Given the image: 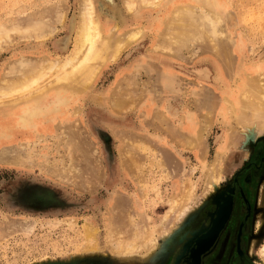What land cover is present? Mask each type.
<instances>
[{"label": "rangeland", "instance_id": "obj_1", "mask_svg": "<svg viewBox=\"0 0 264 264\" xmlns=\"http://www.w3.org/2000/svg\"><path fill=\"white\" fill-rule=\"evenodd\" d=\"M180 1L154 0L155 6L136 2L128 11L124 0H94L104 29L109 31L116 18L120 33L140 28L139 38L107 60L92 85L55 114L25 125L18 124L19 113L11 118L0 115V122L14 126L11 133L0 134V264H188L183 246L201 222L208 223L215 204L213 192L203 198L199 152L182 146L187 131L181 125L192 122L200 128L211 119L202 133L207 165L224 126L233 125L223 119L219 108L223 97L237 90L236 72L244 68L243 75H264V0H191L197 40L157 51V36L171 6ZM80 2L0 0V92L9 79L35 72L33 65L61 63L72 54ZM216 43L232 55L233 69L221 66L223 54L213 50ZM251 67L256 71L250 72ZM49 74L44 82L51 80ZM18 96L0 95L1 107ZM120 98L125 101L123 108L110 105ZM177 136L181 145L174 140ZM242 147L231 152L232 165L226 166L217 186V191L224 190L237 175L240 213L202 256L201 264L264 261L258 251L264 243V137L249 139L247 149ZM134 155L142 165L139 172L126 164L125 159ZM182 180L194 183L198 198L174 225L168 201ZM241 190L252 207L249 216ZM240 220L245 223L242 255L236 251ZM138 224L155 241L121 261L110 234L127 226L130 235ZM164 224L172 228L163 237ZM87 228L91 237L84 231Z\"/></svg>", "mask_w": 264, "mask_h": 264}, {"label": "bare ground", "instance_id": "obj_2", "mask_svg": "<svg viewBox=\"0 0 264 264\" xmlns=\"http://www.w3.org/2000/svg\"><path fill=\"white\" fill-rule=\"evenodd\" d=\"M79 1H81L80 4L82 5V8H81L82 10L79 12L80 18H79L78 25L76 27V35H75L72 54L67 59H64L61 63H59V62L54 63L53 62L51 65H48V64L46 66L42 65V67L41 66L35 67L33 65L34 68H37V70L35 72L30 73V75H28V76H24L22 74L21 77H16V78L14 77L15 79H12V80L9 79L11 82L10 83L7 81L9 85H7L6 80H5L4 86L7 85L8 87H5L6 89H4L2 92H0V95L4 96L6 98L7 97H14L17 94H20V96L13 98V100H12V98L9 101L6 100L7 103L4 101L3 104L6 103V107L2 106L3 108L1 107V104H2L1 101H3V100H1V98L3 99V97H0V100H1L0 101V115H4L5 117L11 118V115L19 113L18 124H24L25 125L28 123L32 124L33 122L36 121V119H40L44 115H48V114L50 115V114L54 113L55 111H57L59 109L60 106H62V104H67V102L71 100V97H73V95H82L86 91V89H88L92 85L95 77L97 76L99 70L104 65V63L107 60L115 59L122 49H124L126 46H128L132 41L138 39L139 35L142 33V30L140 28H131V29H127V30L120 33L119 28H118L119 27V24H118L119 19L116 20V18H115L116 16L113 17V19L115 18V20H113V22H112L113 28L111 27L109 29V31H107L106 29H104V27L100 21L101 20L100 19V13H99V11H97L95 9L94 0H79ZM100 1L102 2V0H100ZM153 1L154 0H124L123 3L125 4L124 6L126 7V9L128 11H130L132 6H134L136 2H138V4H140V6H145L147 4L149 6L150 5L151 6L157 5V3L154 4L155 2L153 3ZM193 8H195V6H194L193 1H191V0H183L182 2L181 1L175 2L171 6L170 16L166 19V21L164 23V28L161 31V33L157 36V40L155 42L156 43L155 45L157 47L155 49H157V51L161 50V51L165 52L164 47L169 49L170 47L172 48L176 44H183V43L187 44L188 42H189V44H191L190 41L193 42V40L195 38L197 40V36H196L197 32L193 33V31H195V29L193 30V27H192L193 21H194V19H193L194 16L192 13ZM79 9H80V7H79ZM196 24L198 25V23H196ZM195 27H197V26H195ZM199 30L200 29L198 28V31ZM200 31H202V30H200ZM3 36H5V35L3 34ZM204 37H207V36L204 35ZM199 39H200V37H199ZM203 40H204V38H203ZM224 44L226 46V43H224ZM155 45H153L151 48H154ZM207 45H209V43H207ZM212 45H213V43H212ZM186 46H188V45H186ZM219 46L220 45L217 44V46H215V47L211 46L208 48L212 49V47H213V50L215 48H216L215 50H217V48H218L216 53H218L219 56L223 54L222 60L217 55H215V56H217V59L219 61L221 60V62H222L221 66L223 68H226V69L227 68L230 70L233 69V67H234L233 60L234 59H232V55H229L230 53L227 52L225 47L223 48L222 45H221V47H219ZM179 48H181V47H179ZM168 49H166V51H167L166 54H169ZM229 49H230V47H229ZM213 54H215V53H213ZM44 60L46 61V59H44ZM263 69L264 68H261V71ZM33 70H35V69H32L31 71H33ZM248 70L250 72L256 71L252 67H251V69H248ZM223 71H224V69H223ZM49 72L52 73L51 74L52 78L49 82L47 81L48 83L45 81L46 84H44L45 82L43 81V79L47 73L49 74ZM228 74L230 75L231 72L230 73L228 72ZM243 74H244V68H242L241 70L238 69V71L235 74L236 78H237L236 80H238L237 84L235 85L237 90H235L234 92H232V94H229L228 96H224L222 101H221L222 103H221V106L219 108V113L223 117L224 120H227V122H229L231 120L233 122V125H230V124H232V123H230L228 126H224L226 128L223 129L222 132L220 133V135L217 137L216 148H215V151H214L213 156H212L213 158L207 165H204V159H203L204 155H205L204 149L207 147L204 146L206 143L204 145H202V143H203L202 142L203 141L202 133H203V131L207 130L206 127H209L211 125V124L206 125V123H209V121L211 120L210 117L208 118L210 120L207 119L208 122L204 121L205 122L204 127L202 126L200 128H197L196 125L192 122H190L189 124H184V125L182 124L181 125V128L184 127L185 131H187V132H185V135L182 132L180 133V136L183 134L182 136L184 137L185 143H183L181 140H179V138H178L179 136L176 137L178 139L174 138V140H176V142L179 145L184 144V145H182L183 147L187 146V147L193 148L194 150H197L199 152L197 155H198V160L202 163V172H201L202 181L201 182H202L203 189L202 188L201 189L203 190V198L204 197L206 198L207 195H209V193L213 192V203L215 204L213 212L208 214L209 215L208 223L206 225H203V222H201L202 224H200L199 227L192 232V238H190L188 240L187 244L183 248V256H185V259H186L188 264H201L202 263L201 262L202 255H204L205 252L207 250H209V248L212 245H214V243L218 239L220 233L223 231V229L226 228L227 224L232 219L233 214L235 215L236 218L238 217L239 209L237 207H239L240 205H238V203L236 201V192H235V182L237 180V175H235L231 179L230 184L228 186H226V188L224 190L217 191V186H218L219 180L223 177L222 174L225 172L226 166L232 162L233 156H232L231 152L233 151V149L234 150L239 149L242 146H243L242 148H244L245 144L247 145L249 139L255 140L257 138H261V137L263 138L264 137V75L258 74V73L256 75L250 74V73H247L245 75H243ZM0 91H1V86H0ZM69 93H72V95H69ZM224 94H226V93H224ZM127 96H129V95H127ZM211 98H212V96H211ZM116 99H118V98H116ZM48 100L51 101V104L46 103ZM128 102H132V101H129V98H128ZM216 102H217V100H216ZM21 103L23 105L22 111L19 109V107L22 106ZM212 104H214V106L212 105L213 108H211L210 111L213 112L214 107H215V103L213 102ZM110 105L111 106L113 105L116 108L121 109V108H123V105H125V101H124V99L121 100V98H120L119 101L118 100L112 101V104H110ZM207 106H209V105L207 104ZM115 107H114V109L117 110ZM60 113H61V111H60ZM73 113H75V112H73ZM205 113L206 112H204V114ZM206 115H207V113H206ZM210 123H211V121H210ZM13 129H14V126L11 124V122L10 123L0 122V134L11 133L13 131ZM33 129H34V127H33ZM204 139H205V137H204ZM178 140H179V142H178ZM133 146H135V145H133ZM143 146L144 145H142V147ZM131 147H132V145H131ZM124 148H125V146H124ZM244 149H247V147H245ZM142 150H144V149L142 148ZM133 152H134V150H133ZM241 154H242V152H241ZM135 158H136V156L131 157V158L127 157L125 159L126 164L129 166L128 169L129 168H130V170L134 169L135 172H139V170H141V169H139V167H141L142 165H139L137 162L138 158H136V159ZM139 163H141V161ZM231 165H232V163H231ZM137 169H139V170L137 171ZM131 171L134 172L133 170H131ZM173 171H174V168H173ZM132 172H130V173H132ZM61 174H63V172ZM68 174L69 173H67V175ZM70 174H71V172H70ZM139 174L141 175V173H139ZM138 175H136V176H138ZM193 185H194V183L191 185L188 182H186V180L185 181L182 180V182L179 184V188L177 189L176 194L172 197V199L171 198L169 199L170 201H168V202L169 203L171 202L168 205L169 206L168 210L170 211L169 213L170 214L173 213L175 216V218H174V216H171L172 214L171 215L169 214L172 218L175 219V220H173L171 218L172 219L171 221L172 222L174 221L173 224L176 223L175 222L176 219L182 220L180 217L185 215L184 213L187 212L186 210H189L190 203L192 205V202L194 201L193 199L195 197H197V195L194 196L195 194L193 193L194 192ZM200 194H201V192H200ZM240 194L242 195L243 199L247 203V199H246L244 193L242 191H240ZM200 197H202V195ZM239 203H240V201H239ZM235 206H236V208H235ZM192 208H190V209H192ZM247 208L249 210V207H247ZM125 214H123V215L125 216ZM182 214H184V215H182ZM130 217H126V218H128V220H129ZM167 217H168V215L166 216V218ZM231 222H232V220H231ZM231 222H230V225H231ZM129 223L130 222L128 221L127 226H130ZM171 224H169V225L171 226ZM243 224H244L243 221H239L238 224L236 225V229H237L236 230V251L240 255H242V253H243L241 246H240V236H241ZM138 225L140 226L141 224H138ZM174 225H176V224H174ZM127 226L125 228L123 227L122 229H120L121 231L123 229H125L122 232H116V231H120V230L115 229L116 231L113 230L112 231L113 233H112L109 230L111 232L110 235L111 236L113 235L112 239L111 238L110 239L112 242H115V244L113 243L115 246L114 251L117 252L121 261H125L127 258L134 256V254H136L140 249L143 250L146 243L149 242L151 244L153 241H155L153 236H152L153 234L150 235L152 237L148 236L151 232L150 233L148 232L149 233L148 234L146 232V229L142 228L143 225H141L142 227L141 226L140 227L139 226L133 227V228H135V231H133V229H132L133 233H131L130 235H127L129 233V231L127 230ZM163 227H164V229H163ZM168 227L169 226L166 227V225L162 226L163 233L161 235H163V237H164V234L166 232H168ZM169 228H172V226ZM88 229L89 228H87L84 231L88 236H90L91 230L89 229V231H87ZM159 231H160V229H159ZM162 231H160V232H162ZM89 238H87V239H89ZM110 244H111V242H110ZM147 245H149V244H147ZM147 248H148V246L146 247V249ZM258 251H260L259 254L261 253V256L263 255V257H264V243L262 244V247ZM46 264H49V263H46ZM258 264H264V261H262Z\"/></svg>", "mask_w": 264, "mask_h": 264}, {"label": "flooded vegetation", "instance_id": "obj_3", "mask_svg": "<svg viewBox=\"0 0 264 264\" xmlns=\"http://www.w3.org/2000/svg\"><path fill=\"white\" fill-rule=\"evenodd\" d=\"M243 193H244V195H245V192H244V190H241ZM241 195V194H240ZM246 197V196H245ZM247 199V198H246ZM238 200L241 202L240 203V205H242V201L236 196V201H237V203H238ZM237 205V204H236ZM238 205H239V203H238ZM247 207H249V210H248V208ZM235 208H236V206H235ZM238 209H239V213H240V208L239 207H237ZM246 211H247V216H249V214L252 212V207H251V205H250V203H249V201H248V199H247V203H246ZM239 213H238V215H239ZM233 216H234V214H233ZM232 216V217H233ZM231 221V220H230ZM241 221V220H240ZM244 222V221H243ZM229 224V223H228ZM228 224H227V226H228ZM245 225V223L243 224V226ZM226 226V227H227ZM243 228L244 227H242V231H241V236H242V233H243ZM226 229V228H225ZM224 230V229H223ZM241 236H240V246H242L241 245Z\"/></svg>", "mask_w": 264, "mask_h": 264}, {"label": "water", "instance_id": "obj_4", "mask_svg": "<svg viewBox=\"0 0 264 264\" xmlns=\"http://www.w3.org/2000/svg\"><path fill=\"white\" fill-rule=\"evenodd\" d=\"M190 238H192V236H191ZM190 238H189V239H190ZM189 239H188V240H189ZM188 240L185 242V244H184L183 247H185V245L187 244ZM214 244H215V243H214ZM212 247H213V245L209 248V250H210ZM209 250H207L205 253H207ZM202 256H203V255H202ZM183 257H185V256H183ZM201 258H202V257H201Z\"/></svg>", "mask_w": 264, "mask_h": 264}]
</instances>
